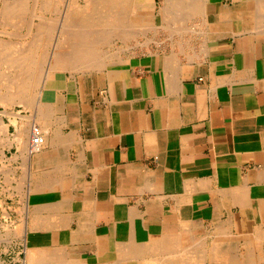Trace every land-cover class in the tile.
<instances>
[{
	"label": "crops",
	"instance_id": "0c3cea01",
	"mask_svg": "<svg viewBox=\"0 0 264 264\" xmlns=\"http://www.w3.org/2000/svg\"><path fill=\"white\" fill-rule=\"evenodd\" d=\"M252 1L160 10L191 33L119 41L89 69L60 60L23 111L44 131L40 150L4 116L0 221L23 227L26 264L264 263V24Z\"/></svg>",
	"mask_w": 264,
	"mask_h": 264
},
{
	"label": "bare ground",
	"instance_id": "6f19581e",
	"mask_svg": "<svg viewBox=\"0 0 264 264\" xmlns=\"http://www.w3.org/2000/svg\"><path fill=\"white\" fill-rule=\"evenodd\" d=\"M29 0H12V1H10V0H7V1H2V4L0 3V10H8L7 12L5 11L4 13H2L1 14V18L4 16L5 17V14L7 13V16H8V14L9 13H11L12 11L11 10H17V11H15V12H17V13H14L13 14V12H12V14L14 15L13 17L15 18V16H17L18 17V15H16V14H19L18 13V11L19 10H21V9H23V6L24 5H26L25 7H27V5H29V6H31V4H30V2H28ZM59 1V0H58ZM57 0H56V3L58 2ZM132 1V0H131ZM130 0H84V3L85 4H83V5H81V3L80 2H82V0H69V3L67 4V14H66V16H67V18L65 19L66 20V22L67 21H69L68 19L70 18V20H71V16H74V15H78L77 13H79L80 14V16H82L83 17V15L85 16V17H83V18H80V19H78L76 22H77V26H79V29L77 30H74L73 28L74 27H71L72 28V30H74L73 32L74 33H77V31L79 32V33H77V34H71L72 32V30L69 32V29H68V31H64V30H67V29H65L64 28V30H62L61 32H60V34H61V40L63 39V40H65L64 41V45L61 43V47L62 48H64V47H68V46H66L67 44L69 45V43H70V46L69 47H71V45L72 44H77V50L75 49V48H73L72 50H71V48L69 49V51H62L61 50V52L59 51V48H61L60 46H59V48H56V52H55V54H54V56H53V58H55V60L56 61H58V62H61L60 60H68L69 61V58L68 59H66L67 57L66 56H69L70 57V59H72V57H71V55H70V53H73V56H74V54H75V56L77 55V56H81L79 59H81V58H84V59H81L82 60V62H83V60L86 62V60H88L89 58H93L94 57V59H96V57L95 56H97L98 57V59L99 58H101L102 59V57L100 56V55H102V56H104V55H106V54H111L110 52L108 53V51L107 50H105V45H110V47L112 48L113 47V45L115 44L114 42L116 41V40H119V41H122V42H126V41H128L129 39H130V37H132L133 35L134 36H136V34L138 35V30L137 29H134V31L135 30H137V31H135V33L136 34H134V32H132V30L131 31H129L130 29H129V27H128V24L133 20V17L136 15V14H138V12L140 11V7H142L143 6V4H141V3H137V5H134L135 3H133V4H130V3H132ZM169 0H167V1H165L166 3H165V5H163L162 6V8H161V10H166V11H170L169 10V7L170 8H174V3L175 2H173L172 4L173 5H171V4H169V2H168ZM209 0H191L190 1V3H186L185 5H186V7H184V3L183 4H181V6L183 5V7H181L180 9H181V11H182V9H183V12H184V10L186 11V12H184V13H187V11H189V13H190V11H192V10H199L198 12H200V10L202 11V10H206V8H207V4L209 3L208 2ZM248 1V0H247ZM48 2H50V3H48ZM54 2V1H53ZM53 2L50 0V1H48V0H31V3H32V10L34 11V10H44V11H46V10H48V9H50L51 10V8H47L48 7V5H49V7H51V6H54V8H56L57 6H56V4H55V2H54V4H53ZM136 2V1H135ZM168 2V3H167ZM51 3L53 4V5H51ZM60 3V2H59ZM176 3H179V0L177 1L176 0ZM175 3V4H176ZM252 3L254 4V5H252ZM252 3H250V2H248V4L247 3H245L244 4V6L245 7H251L254 11L255 10H264V0H253L252 1ZM121 6H120V5ZM180 4V3H179ZM178 4V5H179ZM188 4V5H187ZM34 5V6H33ZM51 5V6H50ZM120 6L121 7V10L122 11H120V7H117V6ZM122 5L124 6V10H123V8H122ZM168 5H170V6H168ZM177 4H176V6H178ZM56 6V7H55ZM180 6V5H179ZM117 7V8H116ZM37 8V9H36ZM176 8V7H175ZM174 8V9H175ZM106 9V10H105ZM114 9H116L117 10V12H118V9H119V14H117L116 12L114 13L112 10H114ZM11 12H10V11ZM23 10H27L28 11V8H25V9H23ZM100 12H99V11ZM101 10H105L104 12H106L107 11V13H106V15H105V13H104V15L105 16H100V13H102V15H103V12L101 11ZM249 10V9H248ZM26 11V12H27ZM29 11H30V9H29ZM93 11V12H92ZM109 11V12H108ZM175 11V10H174ZM180 11V10H179ZM25 12V13H26ZM35 12V11H34ZM89 12V13H88ZM164 12V11H163ZM264 12V11H263ZM1 13V12H0ZM82 13H84L83 15H81ZM86 13H88V14H86ZM166 13V12H165ZM175 13H177L176 11L174 12V14ZM179 14H180V12H178ZM24 14V13H23ZM31 13L29 12V15H30ZM34 14V13H33ZM32 14V16L31 17H36L35 16V14L33 15ZM90 14H92L91 16H90ZM113 14L115 15V17L113 16ZM168 15H169V17H170V15H174L173 13H167ZM179 14H178V16H179ZM195 14H198V13H194L193 14V12H192V14L190 13V15H194L193 17H195L196 15ZM203 14V13H202ZM261 14V13H260ZM10 15V14H9ZM25 15V14H24ZM65 15V14H64ZM129 15H131V18H130V16ZM177 15V14H176ZM181 15H183V14H181ZM181 15H180V17H181ZM184 15H187L188 16V14H184ZM183 15V17H185ZM264 16V14H261V16ZM6 16V17H7ZM12 15H10V16H8V17H11ZM21 16H22V14H21ZM79 16V15H78ZM167 16V15H166ZM7 17V18H8ZM25 17V16H24ZM168 17V16H167ZM180 17H178V18H180ZM12 18V17H11ZM29 18V17H28ZM56 18V17H55ZM78 18V17H77ZM177 18V17H176ZM186 18H188V17H186ZM3 19V18H2ZM2 19H1V21H2ZM5 20H9V19H6V18H4ZM3 19V20H4ZM16 20H17V18H15ZM19 19V18H18ZM25 19V18H24ZM30 19V18H29ZM28 19V20H29ZM33 19V18H32ZM21 20V19H20ZM23 20V19H22ZM64 20V19H63ZM76 20V17L74 18V21ZM167 20H168V18H167ZM183 20H185V18L183 19ZM181 21L180 22V24H179V26L180 25H182L183 24V26H186V24L184 25V23H185V21ZM191 20H193L192 18H191ZM190 20V21H191ZM261 20V19H260ZM15 21V20H14ZM72 21V20H71ZM189 21V20H188ZM196 21H198V20H196ZM264 21V20H263ZM262 21V22H263ZM3 22V21H2ZM18 22V21H17ZM22 22V21H21ZM20 22V24L22 25V23ZM23 22H25V21H23ZM51 22V24L53 23L52 21H50ZM100 22L103 24H105L106 25V23H108L107 24V26L108 27H105L106 29H104V30H101V29H98V28H95V26H98L99 24H100ZM109 22H110V24H109ZM168 22V23H167ZM256 22V21H255ZM259 22V21H258ZM4 23V22H3ZM26 23V22H25ZM41 23V22H40ZM97 23H99L98 25H97ZM186 23H187V21H186ZM191 23V22H190ZM202 23V22H201ZM9 23H7L6 25H8ZM17 24V23H16ZM28 24V23H27ZM30 24V23H29ZM35 24H36V22H35ZM46 24V23H45ZM101 24V25H102ZM103 24V25H104ZM166 24H167V27H165V26H163V27H165V28H168V30H170L171 32H169V33H173L174 34V32L175 31H173V30H176V29H174L175 27H177V26H175L176 24H177V22H176V19L175 20H173L172 19V17L168 20V21H166ZM177 24V25H178ZM3 25V24H2ZM5 25V26H6ZM20 25V26H21ZM44 25V24H43ZM49 25H50V23H49ZM47 26V27H44V26H42V29H40V34L39 35H37V34H35V37H34V39H35V41L36 42H40V43H37L38 45H41V43H43V42H41L45 37H43V36H45V34H46V37L48 38V37H52V36H50V34L52 35V33H51V31L49 30V29H52V25L51 26ZM54 25V24H53ZM67 25V24H66ZM76 25V24H75ZM91 25H93V27H91ZM101 25H100V28H101ZM104 25V26H105ZM109 25H110V27H109ZM262 25V24H261ZM9 26H11V25H9ZM8 26V27H9ZM29 27L30 26H32V25H28ZM36 26H37V24H36ZM57 26V25H56ZM162 26V25H161ZM191 26V25H190ZM258 25L256 24L255 25V27H257ZM263 26V25H262ZM12 28H13V26H11ZM39 27H41V25L39 24ZM39 27L37 26L36 27V30H37V28H38V30H39ZM49 27V29H45V28H48ZM51 27V28H50ZM121 27L123 28V29H121ZM157 27V26H156ZM158 27H160V25L158 26ZM181 27V26H180ZM264 27V26H263ZM69 28V27H68ZM103 28V27H102ZM121 30H120V29ZM136 28V27H135ZM181 28H183V30L184 29H186L187 28V26H186V28H184V27H181ZM197 28V27H196ZM258 28V27H257ZM260 28H261V26H260ZM119 29V30H118ZM133 29V28H132ZM139 29V28H138ZM162 29V28H161ZM192 28L190 27V30H191ZM41 30H42V33H41ZM45 30H47V33L49 34V36L47 35V33H46V31ZM140 30H141V27H140ZM143 30V29H142ZM141 30V31H142ZM150 30V29H149ZM187 30H189V29H187ZM186 30V31H187ZM190 30H189V32H190ZM194 30V29H193ZM258 30V29H257ZM262 30V29H261ZM260 30V31H261ZM44 31H45V33H44ZM50 31V32H49ZM76 31V32H75ZM147 31V30H146ZM145 31V32H146ZM173 31V32H172ZM178 31V30H177ZM180 31V30H179ZM185 30H184V33L186 32ZM13 32V31H12ZM27 32V31H26ZM38 32V31H37ZM36 32V33H37ZM55 32V31H54ZM188 32V31H187ZM186 32V33H187ZM205 32V31H204ZM7 33H8V31H7ZM15 33H16V31H15ZM15 33H13V36H14V34ZM18 33V32H17ZM30 33V32H29ZM166 33V32H165ZM164 33V34H165ZM180 33H182V32H179V34ZM191 33V32H190ZM26 34V33H25ZM43 34V35H42ZM144 34V33H143ZM158 34V33H157ZM176 34H178V33H176ZM175 34V35H176ZM17 35V34H16ZM15 35V36H16ZM24 35V34H23ZM22 35V36H23ZM34 35V34H33ZM41 35H42V37H41ZM74 35V36H73ZM172 35V34H171ZM21 36V35H20ZM27 36V35H26ZM60 36V35H59ZM166 36V35H165ZM179 36V35H178ZM188 36V35H187ZM32 38H33V36H31ZM39 37H41V38H39ZM171 37V36H170ZM180 37H182V36H180ZM188 37H190V36H188ZM37 38H39V39H37ZM46 38V39H47ZM150 38H152L151 36H150ZM172 38V37H171ZM174 38H175V36H174ZM184 38V37H183ZM40 39H42L41 41H40ZM50 39V38H49ZM59 39V38H58ZM113 39V40H112ZM158 39V38H157ZM165 39V38H164ZM182 39V38H181ZM180 39V40H181ZM171 40V39H170ZM175 40V39H174ZM173 40V41H174ZM180 40H178V39H176L175 41H180ZM12 41V40H11ZM10 41V42H11ZM16 41V40H15ZM35 41H31V44H30V46L32 45V47L34 46V42ZM46 41V40H45ZM47 41H48V39H47ZM151 40L150 39H147V44L150 42ZM153 41H154V39H153ZM152 41V42H153ZM19 42V41H18ZM24 42V41H23ZM66 42V43H65ZM12 43V42H11ZM46 43V44H45ZM50 43V42H49ZM128 43H129V41H128ZM135 43H136V41H135ZM138 43V42H137ZM182 43V42H181ZM180 43V44H181ZM19 44V43H18ZM145 44V43H144ZM2 45V44H1ZM4 45H5V42H4ZM4 45L2 46V47H4ZM11 45V44H10ZM10 45H8V46H10ZM29 45V44H28ZM27 45V46H28ZM37 45V47L38 48H36V50L37 49H40L39 47L40 46H38ZM45 45H48L47 44V42H44V46ZM132 45V44H131ZM130 45V46H131ZM6 46H7V44H6ZM14 46V45H13ZM26 46V47H27ZM29 46V48L31 49V47ZM16 47H17V45H16ZM22 47V46H21ZM35 47H36V44H35ZM42 47V46H41ZM125 47V46H124ZM189 47V46H188ZM23 48V47H22ZM28 48V49H29ZM61 48V49H62ZM107 48V47H106ZM109 48V47H108ZM117 48V47H116ZM1 49V48H0ZM17 49V48H16ZM18 49H20L21 50V48L19 47V45H18ZM27 49V50H28ZM32 49H34V48H32ZM130 49V48H129ZM181 49V48H180ZM7 50H9V49H7ZM23 50H25V49H23ZM23 50H21V51H23ZM26 50V52H28ZM42 50V49H41ZM44 50V51H43ZM42 50V53H41V51H40V53L42 54V56L44 57V52H47V51H45V49H43ZM76 50V51H75ZM117 50V49H116ZM201 50V49H200ZM3 51H5V50H3ZM18 52H19V50H17ZM20 51V52H21ZM38 51V50H37ZM36 51V52H37ZM15 52V51H14ZM24 53H20V54H18L19 55V57H20V61L22 62L21 64L19 63V64H17L18 66H19V68H20V71H21V73H19V75L17 76L16 74H18L17 73V69L16 68H14V70H15V72H16V74L14 75L13 74V77H15L14 79L17 81V82H15V83H10L12 80H13V78H11L10 79V82H9V79H8V83H10L9 85H11V84H13V85H15V86H13V85H11L12 86V88H14V89H12L13 91L15 90V91H17V90H19V85H17V83H18V79H17V77L20 79L21 77H20V75H22L23 74V71L25 70V73L23 74V78L25 77L26 78V76H24L25 74H27V76L30 74V73H26L27 71L29 72L30 70H31V73L33 74V75H35L34 77H30V78H28V79H30V81L29 82H31V84L32 85H29V84H24V83H22V85H20L21 87V89L19 90V91H17V92H15V93H13V94H11V95H8V96H6V97H4L3 99H1V102L4 104V102L6 103V104H10L11 102L13 103L16 99H21L22 101L24 100L25 102L23 103L21 100H20V102L21 103H23V104H25V105H27V107L30 105V108H31V106H35V102L31 105V103L34 101V100H32L31 98H33V97H30L31 95H33L34 96V94H35V96H37V94L35 93V91H34V89L33 88H35V86H34V84L35 85H37L38 84V77H40V76H36V74L35 73H37V75H38V73H41L42 72V69L39 71H35V70H33V69H35V68H31V65L33 64V63H36V64H34V65H38V63L41 61L40 60V58L39 59H36V57H34V54H33V56L32 55H26L25 53V51H23ZM32 52V51H31ZM35 52V51H34ZM113 52V51H112ZM121 52V51H120ZM1 53V52H0ZM3 53V52H2ZM11 53H13V52H11ZM28 53H30V52H28ZM38 53V52H37ZM114 53H115V50H114ZM182 53V52H181ZM7 54V53H6ZM14 54V53H13ZM13 54H10V55H12L13 56ZM21 54H23V55H25V59H26V57H28V59H26V65H24L23 63H25V61L23 60V56L21 57L20 55ZM2 55V54H1ZM38 55V54H37ZM134 55V54H133ZM7 56H8V54H7ZM41 56V57H42ZM100 56V57H99ZM15 57V56H14ZM105 57V56H104ZM111 57V56H110ZM113 57V56H112ZM187 57V56H186ZM189 57H191V55L189 56ZM65 58V59H64ZM75 57H73V59H74ZM171 58V57H170ZM4 59V58H3ZM12 59H13V57H12ZM15 59V58H14ZM79 59H77V61L79 60ZM86 59V60H85ZM97 59V60H98ZM104 59V58H103ZM114 59V58H113ZM190 59V58H189ZM192 59V58H191ZM16 61H18L19 59H15ZM81 60H80V62H81ZM171 60V59H170ZM175 60H176V58H175ZM193 60V59H192ZM3 61V60H2ZM24 61V62H23ZM37 61H38V63H37ZM68 61H66L65 62V64L66 65H68ZM75 61V60H74ZM91 61H94L93 59H91ZM104 61V60H103ZM103 61H101V63L103 62ZM174 61V60H173ZM7 62V61H6ZM64 62V61H63ZM68 62V63H67ZM98 62V61H97ZM112 62V61H111ZM41 64L40 65H38V66H42V63L43 62H40ZM52 63V62H51ZM55 63V62H54ZM62 63V62H61ZM60 63V64H61ZM76 63V62H75ZM78 63V62H77ZM89 63V62H88ZM91 63V62H90ZM89 63V65H91V66H93V62L90 64ZM107 63V62H106ZM109 63V62H108ZM174 63V62H173ZM58 64V63H57ZM74 63H72V65H73ZM85 64V63H84ZM84 64H79V67L81 66V68H79V69H82V65H84ZM103 64V63H102ZM102 64H100L99 63V65H101L102 66ZM105 64V63H104ZM103 64V66H105ZM15 66V67H18V66ZM55 65V64H54ZM59 65V64H58ZM70 66L72 69L75 67V66ZM86 65H87V62H86ZM98 65V64H97ZM175 65V64H174ZM6 66V65H5ZM8 66V65H7ZM10 66V65H9ZM23 66H25L26 67V69H27V71H26V69H23L22 67ZM65 66V65H64ZM78 65L76 64V67H77ZM85 66V65H84ZM83 66V67H84ZM33 67V66H32ZM40 67H38V68H40ZM55 67H56V65H55ZM57 67H59V66H57ZM61 67V66H60ZM59 67V68H60ZM75 67V68H76ZM87 67H88V65H87ZM87 67H85L86 69H87ZM9 68V67H8ZM21 68L23 69V71L21 70ZM71 68H70V70H71ZM91 68V67H90ZM92 68H96V67H92ZM100 68V67H99ZM103 68V67H102ZM48 69V68H47ZM66 69V68H65ZM64 69V70H65ZM77 69V68H76ZM88 69H89V67H88ZM97 69V68H96ZM36 70H37V68H36ZM45 70V69H44ZM50 70V69H49ZM58 70V68L54 71V72H59V71H57ZM61 70V69H60ZM73 70H75V69H73ZM83 70H85L84 68H83ZM33 71V72H32ZM46 71V70H45ZM78 71V70H77ZM82 71V70H81ZM89 71V70H88ZM47 72V71H46ZM14 73V72H13ZM9 75V74H8ZM31 75V74H30ZM39 75H41L42 76V73L41 74H39ZM44 75H45V73H44ZM57 74H54L53 72H52V74H49V77L51 76H56ZM12 77V76H11ZM37 77V78H36ZM48 79V78H47ZM15 80H13V81H15ZM24 80V79H23ZM23 80H19V82H20V84H21V81H23ZM42 81V80H41ZM26 83V82H25ZM39 83H40V81H39ZM41 84V83H40ZM17 86V87H16ZM32 86V87H31ZM34 86V87H33ZM40 86V85H39ZM37 87V86H36ZM16 88H17V90H16ZM9 89H11V88H9ZM36 89V88H35ZM8 91H10V90H8ZM27 91H29V93H33V91H34V94H29ZM39 91H40V89H39ZM12 93V92H11ZM5 95H6V93H4ZM3 94V95H4ZM38 94H39V92H38ZM2 95V96H3ZM30 95V96H29ZM24 96V97H23ZM40 96V95H39ZM38 96V97H39ZM41 96H44L43 95V91H41ZM41 96H40V98H41ZM27 97H29L30 98V101L27 99ZM23 98H25V99H23ZM35 100H36V97L34 98ZM42 99V98H41ZM40 99V100H41ZM31 100H32V102H31ZM18 101V100H17ZM50 101V104H51V100H49ZM16 102V101H15ZM19 102V103H20ZM38 102V100H36V104H39V103H37ZM18 103V102H17ZM16 103V104H17ZM20 103V104H21ZM29 103V104H28ZM41 103V102H40ZM44 104V103H43ZM5 105V104H4ZM22 105V104H21ZM50 106V105H49ZM44 106H42V108H43ZM52 107V106H51ZM34 108V107H33ZM37 108H38V106H37ZM41 108V107H40ZM39 108V109H40ZM41 108V109H42ZM28 109V108H27ZM44 109V108H43ZM42 109V110H43ZM45 109H47L46 107H45ZM38 110V109H37ZM42 110H39V112H41ZM48 110V109H47ZM49 110H50V108H49ZM48 110V111H49ZM33 111V110H32ZM35 111V110H34ZM0 112H1V110H0ZM2 112L3 113H5L3 110H2ZM43 112V111H42ZM47 112V111H46ZM50 113H51V110L49 111ZM48 112V113H49ZM31 113V112H30ZM43 113H45V112H43ZM43 113H41V114H43ZM12 114V113H11ZM15 114V113H14ZM40 114V115H41ZM46 114V113H45ZM9 115H10V113H9ZM13 115V114H12ZM17 116L19 115L18 113L16 114ZM29 115V114H28ZM31 115V114H30ZM34 115V114H33ZM51 115V114H50ZM38 116V115H37ZM30 117V118H29ZM36 117V116H35ZM40 117V116H39ZM47 117L48 116H46L45 117V119H47ZM33 118V117H32ZM32 118H31V116H28L27 117V119L25 120V123L23 124V126H21V127H18V128H20V130H19V135H18V139H19V141L21 142V145H22V147L25 149V150H28V151H37V150H40L41 149V147L44 145V143H45V136H44V134L42 133V132H44V131H42V129L40 128L41 126L37 123V121L35 120V118H34V121H35V123H34V121L32 120ZM49 118V117H48ZM12 119V118H11ZM38 119V118H37ZM44 119V120H45ZM13 120H14V122H16L15 121V119L13 118ZM17 120V119H16ZM41 120V119H40ZM49 120V119H48ZM16 124V123H15ZM3 125V124H2ZM4 126H6V125H3V127ZM36 126L38 127V129H37V131L39 132V133H41V137L43 138V142H42V144L41 143H32V141H33V138L35 137V136H37L36 135V132H35V130H36ZM40 126V127H39ZM3 127H2V129H3ZM45 127V126H44ZM5 129H7V128H5ZM3 131V130H2ZM7 132V130H4V132ZM18 132V131H17ZM47 134V133H46ZM15 135V134H14ZM8 137V136H7ZM29 137V143H27L26 142V140H27V138ZM33 137V138H32ZM14 138H15V136H14ZM13 138V139H14ZM30 140H31V143H30ZM16 144V143H15ZM23 149V150H24ZM22 150V151H23ZM26 155V154H25ZM30 159V158H29ZM22 168V167H21ZM23 169V168H22ZM46 174V173H45ZM6 181V180H5ZM10 181V180H9ZM21 182V181H20ZM47 183V182H46ZM10 187V186H9ZM19 187V186H18ZM17 191V190H16ZM17 209H19V208H17ZM16 210V209H15ZM20 213V212H19ZM25 213V212H24ZM46 216V215H45ZM23 218V217H22ZM21 218V219H22ZM23 220V219H22ZM44 220H45V218H44ZM49 220V219H48ZM14 221V220H13ZM24 221V220H23ZM43 221V220H42ZM56 222V221H55ZM53 223V222H52ZM58 225V224H57ZM15 226V225H14ZM16 227V226H15ZM18 227H19V225H18ZM18 227L17 228H15V231L17 232V230L16 229H18ZM20 231H22L23 230V227L21 228V226H20ZM22 229V230H21ZM19 231V232H20ZM24 231V230H23ZM22 231V232H23ZM15 232V233H16ZM179 238V237H178ZM177 238V239H178ZM205 239V238H204ZM176 240V239H175ZM174 240V241H175ZM179 240V239H178ZM201 240V239H200ZM139 241V240H138ZM258 241V240H257ZM167 243H168V241H166ZM203 242V241H202ZM201 242V243H202ZM178 243V242H177ZM194 244H195V247L197 246L196 245V243H193V246H194ZM199 244V246H200V243H198ZM203 244V243H202ZM202 244H201V246H202ZM137 245V244H136ZM213 245H215V244H213ZM175 246H177V244L175 245ZM156 247V246H155ZM180 247V246H179ZM187 247V246H186ZM202 247H204V246H202ZM201 247V248H202ZM52 248V247H51ZM146 248V247H145ZM149 247H147V249H148ZM154 248V247H153ZM152 248V249H153ZM160 248V247H159ZM164 248V247H163ZM162 248V249H163ZM174 248V247H173ZM177 248V247H176ZM189 248V247H188ZM197 248V247H196ZM59 249V248H58ZM165 249V248H164ZM168 249V248H167ZM167 249H166V251H167ZM198 249V248H197ZM207 249V248H206ZM150 250V249H149ZM172 250V249H171ZM174 250V249H173ZM175 250H179V249H175ZM182 250V249H181ZM192 250V249H191ZM154 251V250H153ZM183 251V250H182ZM184 251H186V248H185V250ZM183 251V252H184ZM194 251H195V249H194ZM193 251V252H194ZM208 251V250H207ZM215 251L216 250H214L213 252H214V254H215ZM217 251H219V250H217ZM49 252V251H48ZM62 252V251H61ZM66 252V251H65ZM139 252V251H138ZM142 252V251H141ZM140 252V253H141ZM150 252H151V250H150ZM155 252V251H154ZM159 252L160 251H158V255H159ZM171 252V251H170ZM169 252V249H168V253H170ZM192 252V251H191ZM191 252H189V251H187L186 253H191ZM196 252V251H195ZM199 252V251H198ZM202 252V251H201ZM53 253H54V251H53ZM153 253V252H152ZM167 253V254H168ZM180 253H182V252H180ZM179 253V251H178V255L180 254ZM185 253V252H184ZM223 253V252H222ZM48 254H50V253H48ZM139 254V253H138ZM166 254V253H165ZM164 254V255H165ZM174 254V253H173ZM195 253H193V255H194ZM232 254V253H231ZM33 255H34V251H33ZM45 255H47L46 253H45ZM53 255V254H52ZM152 255V254H151ZM156 255H157V253H156ZM169 255H171V254H169ZM174 255H176V254H174ZM186 255V254H185ZM192 255V254H191ZM196 255H198V253L196 254ZM201 255V254H200ZM204 255H205V253H204ZM250 256L252 255V254H249ZM256 255V254H255ZM55 256H57V254H55ZM190 257V255H188L187 254V257ZM202 256V255H201ZM253 256V255H252ZM257 256V255H256ZM34 257V256H33ZM46 257V256H45ZM145 257H146V255H145ZM145 257L143 258V259H145ZM158 257V256H157ZM163 257V256H162ZM162 257H160V258H162ZM167 257V255L165 256V258ZM170 257H172V256H170ZM169 257V258H170ZM174 257V256H173ZM183 256H181L180 258H182ZM185 257V256H184ZM186 257V258H187ZM193 257V256H192ZM204 257V256H203ZM202 257V258H203ZM206 257H207V255H206ZM215 257H216V255H215ZM220 257H224V256H220ZM237 257V256H236ZM236 257H234V258H236ZM240 257H242V256H240ZM240 257H238L239 259H240ZM246 257H247V255H246ZM254 257V256H253ZM252 257V258H253ZM35 258V257H34ZM51 258H54V255H53V257H51ZM56 258V257H55ZM151 259H152V257H150ZM156 258V257H155ZM175 258V257H174ZM186 258H183L182 259V261L184 262L185 260L184 259H186ZM217 258V257H216ZM227 258V257H226ZM237 258V259H238ZM243 258V257H242ZM252 258H250L249 257V259H252ZM142 259V260H143ZM150 259V260H151ZM157 259V258H156ZM155 259V260H156ZM163 259V258H162ZM162 259L160 260V261H155L154 259V261L157 263V262H159V264H161V263H163L162 262ZM196 259L198 260L199 259V257L197 256L196 257ZM225 259V258H224ZM244 259V258H243ZM256 259V258H255ZM48 260H49V257H48ZM52 260V259H51ZM56 260V259H55ZM54 260V261H55ZM61 260V259H60ZM117 260V259H116ZM157 260H159V259H157ZM165 260V259H164ZM186 260H188V259H186ZM203 260H205V258L203 259ZM258 260V259H257ZM33 261V260H32ZM44 261V260H43ZM115 261V260H114ZM122 261H124V260H122ZM145 261L147 262V260L145 259ZM219 261V260H218ZM227 261H228V259H227ZM253 261V260H252ZM60 262H65L64 264H67L66 262H68V261H65V259H64V261L63 260H61ZM145 262V263H146ZM196 261H194L193 263H195ZM204 262H206V261H204ZM216 262H217V260H216ZM239 262V261H238ZM241 262H243L242 260H241ZM244 262H247V261H244ZM249 262H250V260H249ZM32 263V262H31ZM144 263V264H145ZM149 264H150V262H148ZM192 262L190 263V264H193ZM212 263V262H211ZM218 263H220V264H223L222 262H217V264ZM261 263V262H260ZM48 264H50V263H48ZM53 264V263H52ZM56 264V263H55ZM62 264V263H61ZM153 264H154V262H153ZM172 264V263H171ZM183 264H186V263H183ZM202 264H205V263H202ZM216 264V263H215ZM237 264V263H236ZM249 264V263H248ZM258 264H259V262H258ZM264 264V263H263Z\"/></svg>",
	"mask_w": 264,
	"mask_h": 264
},
{
	"label": "rangeland",
	"instance_id": "374dc122",
	"mask_svg": "<svg viewBox=\"0 0 264 264\" xmlns=\"http://www.w3.org/2000/svg\"><path fill=\"white\" fill-rule=\"evenodd\" d=\"M2 1H4V0H0V3L2 4ZM5 1H7V0H5ZM10 1H12V0H10ZM48 1H50V0H48ZM52 2L54 1L55 2V4H56V8H54V6H51V5H53L54 4V2H53V4L51 3V7H49V5H48V7L47 8H51V10L50 9H48V10H46V11H44V10H32L31 8H32V3H31V0H29L28 2H30V4H31V6H29V5H27V7H25L26 5H24L23 6V9H25V8H28V11L27 10H23V9H21V10H19L18 11V13L19 14H16V15H18V17L17 16H15V18H17V20L13 17L14 15V13H17V12H15V11H17V10H11L12 12H13V14H12V12L11 13H9L10 15H12L11 17H8V16H10L9 14H8V16H7V13L5 14V17L3 16L2 18L4 19V18H6V19H9V20H3L2 18H1V14L2 13H4L6 10H0V110H1V112H0V135L1 134H3L4 133V130H7L8 131V128H9V121L7 120V119H4L5 117V115H9V109L11 108H13V107H15V106H19V108L17 109V112H18V114L22 117V120L23 121H20V120H16V117H17V115H16V113L14 114V113H12L14 116H16L14 119H15V121L16 122H14V120L12 119L11 120V123L15 126V127H12V130L10 131V134H15L14 136L18 139V135H19V130H20V128H18V127H21V126H23V124L25 123V121H24V119L25 118H27L28 116H25V113L23 112L24 111V109H27V108H29L30 109V105L27 107V105H25V104H23L25 101L23 100H21V99H16L13 103L11 102L10 104H6L5 102H4V104L1 102V99H3L4 97H6V96H8V95H11V94H13V93H15V92H17V91H19L21 88V86L20 85H22V83H24V84H29V85H32L31 84V82H29L30 81V79L32 78V77H34L35 75H33L32 73H31V70L28 72L27 71V69H26V67L25 66H21L23 69H26V73H30L28 76H27V74H25L24 76H26V78L24 77L23 78V74L25 73V70L23 71V69L21 68V70L23 71V74L22 75H20V79L17 77V79H18V83H17V85H19L18 87H19V90H17V88H16V90L17 91H13L12 89H14V88H12V86L11 85H13V84H11V85H9L10 83H15V82H17L14 78L15 77H13V74L15 75L16 74V72H15V70L17 69V73L18 74H16L17 76L19 75V73H21V71H20V68H19V66L17 65V64H21L22 62L20 61L21 59H20V57H19V55L18 54H20V53H24L23 51H25L26 52V50L29 48V46H30V44H31V41H35V39H34V37H35V34H37V35H39L40 34V29H42V26H44V27H47L48 25H49V23H50V25L49 26H51L52 25V29H49V27L48 28H45V29H49L50 31H51V33H52V35L50 34V36H52V37H46V34H45V36H43V37H45L43 40L42 39H40V41L41 42H43V43H41V45H38L37 43H40V42H34L33 44H34V46L32 47V45L30 46L31 47V49L29 48L27 51L28 52H30V53H28V52H26L25 54L28 56V55H32L33 56V54H34V57H36V59H39L40 58V62H43L42 63V66L40 67V66H38V65H40L41 63L39 62L38 63V61H37V63H38V65L36 66V65H34V64H36V63H33L32 65H31V68L33 69V68H37V70H36V68L35 69H33V70H35L36 72L40 69H42V76L41 75H39V74H41V73H38V75H37V73H35L36 74V76H40V77H36L37 79H38V84L37 85H35L34 84V86H35V88H33L34 89V91H35V93L37 94V96H35V94H34V91H33V93L31 92V93H29V91H27L30 95L31 94H34V96L33 95H29L30 97H33V98H31L32 100H34L33 102H32V100H31V105L34 103L35 105H36V100H38V102L37 103H40L41 102V98H42V96H41V91H43L42 90V87H43V85H44V82L47 80V78H48V76H49V74H52V72L54 73V74H57L58 75V73L63 69L62 68V66L64 65V64H60V63H58V61H56L55 60V58H53V56H54V54H55V52L58 50H56V48H59V46L61 45V43L63 44L64 43V41L65 40H61V34H60V32L62 31V30H64V28L65 29H67V30H64V31H68V29H69V32L72 30V28L71 27H74L73 29L74 30H78L79 29V26H77L78 24H77V20L78 19H80V18H83V17H85L84 15V13H82L81 15H83V17L82 16H80V14L79 13H77L78 15H74V16H71V20H70V18L68 19L69 21H67L66 22V18H67V16H66V14L68 13L67 12V4L69 3V0H57L58 2L56 3V0H51ZM131 1V0H130ZM136 1V2H135ZM165 1H167V0H132L131 2L132 3H130V4H133V3H135L134 5H137V3H141V4H143V6L142 7H140V11L138 12V14H136L134 17H133V20L128 24V27H129V31H131L132 30V32H134V34H136L135 33V31H137L138 30V35L136 34V36H132V37H130V39L128 40L129 41V45H133V44H136L137 43V41L139 40V41H142V40H144V42L146 43L147 42V39H150L151 41L153 40V37L154 36H156L157 37V35L158 34H161V36H162V38L166 35V39L168 38V34H169V30H168V28H165V27H167V24H166V21H168L171 17H172V19L173 20H175V16L174 15H170V17H169V15L168 14H165V15H160V14H157V13H159L160 12V10H161V8H162V6L163 5H165ZM170 1V2H169ZM168 2H169V4H171V5H173L172 3L173 2H175L176 3V0H169ZM178 1V0H177ZM190 1L191 0H179V3H176L178 6H176V4L174 3V8L172 9V8H170L169 7V10H181L180 8L181 7H183V5L181 6V4H183L184 2V7H186V3H190ZM60 2V3H59ZM167 2V3H168ZM48 3H50V2H48ZM81 3V5H83V4H85L84 3V0H82V2H80ZM120 5V4H119ZM117 6V7H120V6ZM188 5V4H187ZM252 5H254L253 3H252ZM34 6V5H33ZM168 6H170V5H168ZM116 7V8H117ZM122 8H123V10H124V6L122 5ZM29 9H30V11H29ZM37 9V8H36ZM106 10V9H105ZM105 10H101L102 12H103V15H102V13H100V16H105L106 15V13H107V11L106 12H104ZM183 10V9H182ZM251 10H253L252 8H251ZM8 11V10H7ZM6 11V12H7ZM27 11V12H26ZM99 11V10H98ZM114 13L116 12L117 14H119V9H118V12H117V10L116 9H114V10H112ZM120 11H121V7H120ZM166 11V10H165ZM260 11V10H259ZM264 10H262V13L261 14H264V12H263ZM26 12V13H25ZM29 12L31 13L30 15H29ZM93 12V11H92ZM100 12V11H99ZM109 12V11H108ZM154 12H156V14H154ZM168 12V11H167ZM25 15H24V14ZM35 14V16L36 17H31L32 16V14ZM89 13V12H88ZM88 13H86V14H88ZM104 13H105V15H104ZM21 14H22V16H21ZM33 14V15H34ZM65 14V15H64ZM260 14V15H261ZM92 14H90V16H91ZM168 17H167V16ZM8 18H7V17ZM25 16V17H24ZM107 16V15H106ZM113 16L115 17V15L113 14ZM130 16V18H131V15H129ZM30 19H29V18ZM56 17V18H55ZM76 17V20L74 21V18ZM78 17V18H77ZM80 17V18H79ZM19 18V19H18ZM25 18V19H24ZM33 18V19H32ZM167 18H168V20H167ZM1 19H2V21L4 22H2L1 21ZM21 19V20H20ZM23 19V20H22ZM29 19V20H28ZM64 19V20H63ZM261 19V20H260ZM260 19H259V22H261L262 23V25L264 24V16L262 15L261 17H260ZM15 20V21H14ZM18 21V22H17ZM22 21V22H21ZM23 21H25V22H23ZM50 21H52L53 23L51 24V22ZM263 21V22H262ZM20 22L22 23V25L20 24ZM35 22H36V24H37V26L39 27V24L41 25V27H39V30H38V28H37V30H36V24H35ZM41 22V23H40ZM7 23H9L8 25H6ZM17 23V24H16ZM28 23V24H27ZM30 23V24H29ZM46 23V24H45ZM168 23V22H167ZM3 24V25H2ZM44 24V25H43ZM54 24V25H53ZM67 24V25H66ZM76 24V25H75ZM99 23H97V25H98ZM102 23L100 22V24L98 25V26H95V28H98V29H101V30H104V29H106L105 27H108L107 26V24L108 23H106V25L104 26L103 24L101 25ZM109 24H110V22H109ZM6 25V26H5ZM9 25H11V26H13V28L11 27V26H9ZM21 25V26H20ZM28 25H32V26H28ZM47 25V26H46ZM57 25V26H56ZM100 25H101V28H100ZM160 25V27H158ZM162 25V26H161ZM9 26V27H8ZM157 26V27H156ZM163 26H165V27H163ZM69 27V28H68ZM91 27H93V25H91ZM103 27V28H102ZM109 27H110V25H109ZM136 27V28H135ZM140 27H141V30H140ZM51 28V27H50ZM133 28V29H132ZM139 28V29H138ZM162 28V29H161ZM120 29V28H119ZM118 29V30H119ZM121 29H123L122 27H121ZM120 29V30H121ZM134 29H137V30H135L134 31ZM150 29V30H149ZM43 30V29H42ZM42 30H41V33H42ZM74 30H72L71 32V34H73L74 32ZM147 30V31H146ZM7 31H8V33H7ZM13 31V32H12ZM15 31H16V33H15ZM27 31V32H26ZM38 31V32H37ZM46 31V33H47V30H45ZM45 31H44V33H45ZM49 31V32H50ZM55 31V32H54ZM146 31V32H145ZM18 32V33H17ZM30 32V33H29ZM37 32V33H36ZM76 32V31H75ZM166 32V33H165ZM13 33H15L14 34V36H13ZM26 33V34H25ZM39 33V34H38ZM77 33H79L78 31H77ZM77 33H74V34H77ZM144 33V34H143ZM158 33V34H157ZM165 33V34H164ZM17 34V35H16ZM24 34V35H23ZM34 34V35H33ZM16 35V36H15ZM21 35V36H20ZM23 35V36H22ZM27 35V36H26ZM43 35V34H42ZM42 35H41V37H42ZM47 35L49 36V34L47 33ZM60 35V36H59ZM31 36H33V38L31 37ZM74 36V35H73ZM150 36L152 37V38H150ZM41 37H39V38H41ZM39 38H37V39H39ZM48 39V41H47V39ZM50 38V39H49ZM59 38V39H58ZM12 40V41H11ZM16 40V41H15ZM46 40V41H45ZM113 40V39H112ZM12 43H11V42ZM19 41V42H18ZM24 41V42H23ZM135 41H136V43H135ZM151 41L149 42V43H151ZM4 42H5V45H4ZM44 42H47V44L48 45H45L44 46ZM50 42V43H49ZM120 42H122V41H120ZM19 43V44H18ZM66 43V42H65ZM115 44L113 45L114 47L113 48H115V47H119V40H116L115 42H114ZM118 43V45H116ZM2 44V45H1ZM6 44H7V46H6ZM11 44V45H10ZM29 44V45H28ZM35 44H36V47H35ZM46 44V43H45ZM143 44V43H142ZM147 44V43H146ZM4 45V47H2ZM8 45H10V46H8ZM14 45V46H13ZM16 45H17V47H16ZM18 45H19V47L21 48V50H23V49H25V50H23V51H21L20 49H18ZM28 45V46H27ZM37 45L38 46H40L39 48L40 49H37L36 50V48H38L37 47ZM111 45V44H110ZM110 45L108 46V45H105V50H107V51H109L110 49H112L111 47H110ZM116 45V46H115ZM131 45V46H132ZM23 48H22V47ZM27 46V47H26ZM42 46V47H41ZM66 46H68V44L66 45ZM69 46H70V43H69ZM64 47V48H62L61 46V48H59V51L61 52V50L63 51H69V49L71 48V50L73 49V48H77V44L75 43V44H72L71 45V47ZM131 46H130V48H131ZM107 47V48H106ZM109 47V48H108ZM17 48V49H16ZM32 48H34V49H32ZM7 49H9V50H7ZM43 49H45V51H47V52H44V57L42 56V50ZM3 50H5V51H3ZM17 50H19V52L17 51ZM77 50V49H76ZM75 50V51H76ZM15 51V52H14ZM21 51V52H20ZM32 51V52H31ZM35 51V52H34ZM38 53H37V52ZM40 51H41V53H40ZM44 51V50H43ZM66 51V52H67ZM3 52V53H2ZM11 52H13V53H11ZM8 54V56H7V54ZM2 54V55H1ZM10 54H13V56L12 55H10ZM38 54V55H37ZM72 54V55H71ZM70 55H71V57L73 56V53H70ZM75 55V54H74ZM15 56V57H14ZM22 58H23V60L25 61V63H23L24 65H26V59H28V57H26V59H25V55H23V54H21L20 55ZM42 56V57H41ZM12 57H13V59H12ZM67 57H69V56H67ZM4 58V59H3ZM19 59L18 61H16L15 59ZM3 60V61H2ZM7 61V62H6ZM23 61V62H24ZM52 62V63H51ZM55 62V63H54ZM17 63V64H16ZM59 65H58V64ZM56 65V67H55V65ZM6 65V66H5ZM8 65V66H7ZM10 65V66H9ZM18 66V67H15V66ZM22 65V64H21ZM33 66V67H32ZM35 66V67H34ZM57 66H61L60 68L59 67H57ZM9 67V68H8ZM38 67H40V68H38ZM14 68H16L15 70H14ZM48 68V69H47ZM58 68V70L57 71H59V72H54L56 69ZM47 71H45V70ZM50 69V70H49ZM61 69V70H60ZM39 70V71H40ZM14 72V73H13ZM33 72V71H32ZM44 73H45V75H44ZM9 74V75H8ZM56 75V76H57ZM12 76V77H11ZM32 76V77H31ZM31 77V78H30ZM11 78H13V80H15V81H11L10 82V79ZM28 78H30V79H28ZM8 79H9V82L10 83H8ZM24 79V80H23ZM19 80H23V81H21V84H20V82H19ZM42 80V81H41ZM39 81H40V83H39ZM26 82V83H25ZM16 84V83H15ZM40 85V86H39ZM13 86H15V85H13ZM33 86V87H34ZM37 86V87H36ZM17 87V86H16ZM32 87V86H31ZM9 88H11V89H9ZM39 89H40V91H39ZM8 90H10V91H8ZM12 92V93H11ZM38 92H39V94H38ZM4 93H6V95L4 94ZM4 94V95H3ZM3 95V96H2ZM41 96V98H40V96ZM39 96V97H38ZM24 97V96H23ZM36 97V100L34 99ZM29 97H27V99H28ZM23 99H25V98H23ZM41 99V100H40ZM18 100V101H17ZM20 100L23 102V103H21L20 102ZM29 101H30V98L28 99ZM18 102V103H17ZM22 104H20V103ZM17 103V104H16ZM29 104V103H28ZM31 107H33V106H31ZM2 110L5 112V113H3L2 112ZM11 114V113H10ZM18 115V116H19ZM30 118V117H29ZM16 123V124H15ZM6 125V126H4L3 127V125ZM2 127H3V129H2ZM5 128H7V129H5ZM19 129V130H18ZM3 130V131H2ZM18 131V132H17ZM6 132V131H5ZM18 135H17V134ZM19 140V139H18ZM21 143V142H20ZM18 227V226H17ZM17 227H11V225H10V223H8V222H3V221H0V264H26L25 262H26V249H25V243H24V240H23V238H21V236L23 235V230L22 231H20V226L18 227V229H16L17 230V232L15 231V228H17ZM22 228V227H21ZM20 231V232H19ZM16 232V233H15ZM10 236H13V238H10ZM15 236V237H14ZM33 251H31V254H33L32 253ZM35 255V254H34Z\"/></svg>",
	"mask_w": 264,
	"mask_h": 264
},
{
	"label": "built area",
	"instance_id": "2783aa9c",
	"mask_svg": "<svg viewBox=\"0 0 264 264\" xmlns=\"http://www.w3.org/2000/svg\"><path fill=\"white\" fill-rule=\"evenodd\" d=\"M37 129H38V127L36 126V130H35V132H36V135L37 136H35L34 138H33V141H32V143H41L42 144V142H43V138L41 137V133H39L38 131H37Z\"/></svg>",
	"mask_w": 264,
	"mask_h": 264
}]
</instances>
